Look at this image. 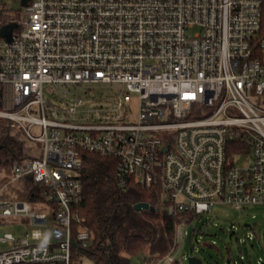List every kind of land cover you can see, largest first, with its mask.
Instances as JSON below:
<instances>
[{"label": "built area", "instance_id": "obj_1", "mask_svg": "<svg viewBox=\"0 0 264 264\" xmlns=\"http://www.w3.org/2000/svg\"><path fill=\"white\" fill-rule=\"evenodd\" d=\"M262 1L28 0L16 26L0 19V120L40 149L9 184L42 188L33 202L0 190V217L35 226L0 237V264H72L73 226L89 247L73 211L84 151L115 161L121 189L158 188L178 227L216 205L264 206Z\"/></svg>", "mask_w": 264, "mask_h": 264}, {"label": "trees", "instance_id": "obj_2", "mask_svg": "<svg viewBox=\"0 0 264 264\" xmlns=\"http://www.w3.org/2000/svg\"><path fill=\"white\" fill-rule=\"evenodd\" d=\"M262 25L264 36V0L262 1ZM4 24L20 18V14L4 13ZM38 145L28 143L22 133L10 122L0 121V190L10 189L12 165L27 158H37ZM80 181L83 185L82 201L73 207L82 225L91 235L89 247L80 249L93 264H130L133 255L144 254V259L157 260L175 251L177 227L183 216L168 215L158 188L146 189L130 182L126 189L117 186L115 161L95 153H82ZM18 188V189H17ZM17 197L33 202L42 195V188L32 177L23 178L14 188ZM3 198L9 197L3 193ZM148 203L154 211L134 210L138 203ZM75 226L73 235L75 246ZM77 247V246H75Z\"/></svg>", "mask_w": 264, "mask_h": 264}, {"label": "rangeland", "instance_id": "obj_3", "mask_svg": "<svg viewBox=\"0 0 264 264\" xmlns=\"http://www.w3.org/2000/svg\"><path fill=\"white\" fill-rule=\"evenodd\" d=\"M5 3L11 14L22 15L24 12V0H0V9ZM4 13L7 14V11ZM11 25L16 26V22L13 21ZM197 31L193 29L189 35ZM95 87L97 94L100 89L108 91L100 85ZM78 92L81 93V90L79 89ZM50 97L51 95L46 91L45 99ZM133 105L136 108L137 98L134 95ZM3 177L4 174H0V179ZM18 184L13 185L7 194L10 196L16 194L13 192ZM32 207L34 212L47 213L45 207H35V205ZM245 224L251 227H244ZM34 228L31 222L20 218L0 217V237L12 234L16 238H22ZM177 233L180 239L173 255L179 264H187V259L191 256L201 258L203 264H264V206H252L240 211L216 205L210 213L194 218L187 226L178 227ZM0 248L6 249L7 245L0 243ZM143 262L144 254L133 255L130 258V264ZM72 264L93 263L74 246Z\"/></svg>", "mask_w": 264, "mask_h": 264}, {"label": "water", "instance_id": "obj_4", "mask_svg": "<svg viewBox=\"0 0 264 264\" xmlns=\"http://www.w3.org/2000/svg\"><path fill=\"white\" fill-rule=\"evenodd\" d=\"M28 0H24V6H26ZM9 28H12V25H9L8 26ZM2 31H0V34H1ZM134 210L137 211V212H141V211H154V207L150 206L148 203H144V202H141V203H138L134 206ZM244 227H251V225L249 224H245ZM187 264H203V261L201 258L199 257H196V256H191V257H188L187 259Z\"/></svg>", "mask_w": 264, "mask_h": 264}]
</instances>
